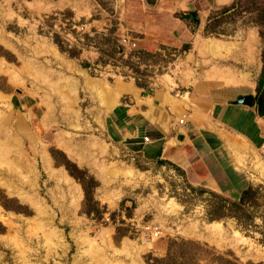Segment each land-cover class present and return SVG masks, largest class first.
I'll return each instance as SVG.
<instances>
[{
    "label": "rangeland",
    "instance_id": "1",
    "mask_svg": "<svg viewBox=\"0 0 264 264\" xmlns=\"http://www.w3.org/2000/svg\"><path fill=\"white\" fill-rule=\"evenodd\" d=\"M155 4L0 0V264H148L164 257L173 241H193L237 264H264L260 145L225 124L218 129L245 139L244 148L221 139L220 146L216 135L202 133L207 167L194 169L204 179L191 170L180 174L170 163L156 167L106 150L95 154L99 144L107 147L100 106L104 101L109 109L116 81L165 88L194 109L228 89H234L232 100L248 92L264 96V0H234L198 25L187 21L190 35L178 47L156 44L127 58L126 51L140 50L139 40L122 26L164 24V17L156 20ZM122 32L135 46L120 55L106 39ZM210 40L220 47H209ZM110 165L131 172L112 174ZM68 182L78 186L79 199ZM187 183L232 199L253 186L258 200L245 219L238 212L210 221L207 193L189 192Z\"/></svg>",
    "mask_w": 264,
    "mask_h": 264
},
{
    "label": "crops",
    "instance_id": "2",
    "mask_svg": "<svg viewBox=\"0 0 264 264\" xmlns=\"http://www.w3.org/2000/svg\"><path fill=\"white\" fill-rule=\"evenodd\" d=\"M146 1L150 4L156 3L155 7L158 11H156V20L157 17H164L166 22L164 24L151 21L136 22L128 27L121 25L123 30L137 36L140 50H149L156 44L178 47L186 42L190 35L187 22L190 21V15L198 17L199 23H202L203 19H207L214 9L230 6L234 2V0ZM179 13L193 14L187 18H181ZM118 36H123V32ZM116 82L111 92L107 94L110 95L114 92L107 99L109 109L105 108L104 101L100 106L101 125L102 129L105 126L107 141L106 149L104 142L99 144L96 149L98 151L95 154L101 155V157L104 156V150H106L107 153L113 155H129L132 159L136 158L138 162H143L145 165L149 163L158 167L164 163H170L179 167L186 174L191 170L190 172L194 173L195 177L204 179L205 176L194 169L197 165L205 164L207 167L206 155L208 153L205 151L207 142L205 143L204 138H200L202 133L208 132L216 135L220 146L222 145L221 140L227 142L220 137L217 124L229 126L255 147L260 145L261 140L264 139V115L258 113L256 103L258 96L254 94L255 103L252 107L234 103V100L229 96L231 94L229 91H234V89H228L226 92L219 94L213 92L208 97L202 98L196 106L197 108L194 109L186 99H181L183 95L175 100L165 88L150 87L145 90L144 86L138 85L133 78ZM243 94L252 93L240 95ZM181 112L186 114V118L183 116L182 124L178 122L182 118L178 116ZM216 115L225 122L217 118ZM251 123H254L255 126H251ZM144 134L149 138L147 142L142 141ZM63 146L69 148L66 145ZM159 160L165 162L159 163ZM228 164L233 168V171L237 169L232 162Z\"/></svg>",
    "mask_w": 264,
    "mask_h": 264
},
{
    "label": "trees",
    "instance_id": "3",
    "mask_svg": "<svg viewBox=\"0 0 264 264\" xmlns=\"http://www.w3.org/2000/svg\"><path fill=\"white\" fill-rule=\"evenodd\" d=\"M228 8H230V6L224 7L222 11H225ZM190 14L193 13H179L178 15L181 18H187ZM106 40L107 42H109V45L114 53H119L120 55H123L125 53L123 46L117 40H112V39H106ZM55 42L57 43L60 50L66 51L70 56H76L75 54H71L70 50L64 49L57 40H55ZM134 55H138V56L143 55V51L142 50H133L129 52L126 51L127 58H130L131 56ZM126 61L129 62L128 60ZM136 83L140 85L138 82ZM256 103H257L258 113L260 115H264V96L260 94L256 100ZM217 118L223 120L222 118H220V116H217ZM251 126H255L254 123H251ZM242 132L245 133L244 131ZM245 134L248 135L247 133ZM160 162H165V161L159 160V163ZM172 166L178 173L180 174L183 173V171L176 165L172 164ZM71 174L73 175V173ZM184 187L186 188V190L192 193L193 192L199 194L207 193L208 197L205 199L206 200L205 216L210 221L220 220L222 218H228V217L236 218L237 216L239 217L238 212L242 213L239 218L245 219L247 212L246 209L251 205V203H255L258 200L257 199L258 188L253 186H247L243 188L238 199H232L223 196L205 187L193 186L191 185V183L184 184ZM83 188L87 196V191L84 185ZM186 195L187 193L183 194L184 197ZM179 201L185 202V200H181V198H179ZM172 243L174 244L168 248L167 253L165 254L164 257L154 258V260L152 262H149L148 264H200L201 259L205 260L207 263L237 264L234 259L224 257L223 255L214 254L212 251H209L207 248L200 246L193 241H177V242L173 241ZM191 246H195L196 248L191 250L189 248Z\"/></svg>",
    "mask_w": 264,
    "mask_h": 264
},
{
    "label": "bare ground",
    "instance_id": "4",
    "mask_svg": "<svg viewBox=\"0 0 264 264\" xmlns=\"http://www.w3.org/2000/svg\"><path fill=\"white\" fill-rule=\"evenodd\" d=\"M208 46L211 48H215V47H220L219 43L214 42V40H210L208 41ZM248 55V53H247ZM245 55V56H247ZM249 56H254V52L253 50H249ZM201 92V91H200ZM187 98V97H186ZM182 100L185 99V96L183 95V98H181ZM110 103V102H109ZM215 123V122H214ZM212 125H216V124H212ZM220 137H222L229 145L234 146L235 148L239 149V148H244L246 143H245V139L243 138H239L236 135L230 134L228 131L224 130V129H218L217 130ZM50 161L46 160V166L49 169V172H54V170L51 168L50 166ZM3 168V167H2ZM4 170V169H3ZM109 173L115 174L118 172H125V173H129L131 172V170L129 169H122L120 167H118L117 165H110L109 169H108ZM133 175V174H132ZM67 185L70 188V193H72V196L76 199H79L81 192L78 188V186L73 185L72 183L68 182ZM57 201V200H56ZM76 202V201H75ZM213 224V223H212ZM144 240V239H143ZM140 244V243H139Z\"/></svg>",
    "mask_w": 264,
    "mask_h": 264
},
{
    "label": "built area",
    "instance_id": "5",
    "mask_svg": "<svg viewBox=\"0 0 264 264\" xmlns=\"http://www.w3.org/2000/svg\"><path fill=\"white\" fill-rule=\"evenodd\" d=\"M117 41L123 46L124 48V51H126V49H133L134 46H135V43L133 42H129V40L127 39V37H119L117 39ZM179 123H183V117L180 118L178 120ZM149 140L148 136L147 135H143L142 136V141L143 142H147ZM260 150L262 153H264V139L261 140V143H260Z\"/></svg>",
    "mask_w": 264,
    "mask_h": 264
},
{
    "label": "water",
    "instance_id": "6",
    "mask_svg": "<svg viewBox=\"0 0 264 264\" xmlns=\"http://www.w3.org/2000/svg\"><path fill=\"white\" fill-rule=\"evenodd\" d=\"M189 18L190 19L194 18L195 24L198 25V23H199L198 17H194L193 15H190ZM233 102L236 104L246 105L248 107H252L255 103V98H254L253 94H243V95L238 96Z\"/></svg>",
    "mask_w": 264,
    "mask_h": 264
}]
</instances>
